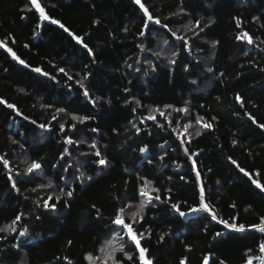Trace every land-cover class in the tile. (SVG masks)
<instances>
[{"label": "trees", "instance_id": "trees-1", "mask_svg": "<svg viewBox=\"0 0 264 264\" xmlns=\"http://www.w3.org/2000/svg\"><path fill=\"white\" fill-rule=\"evenodd\" d=\"M38 2L50 19L30 0H0V98L15 106L0 103V157L8 160L0 161V264H112L108 253L142 264L112 223L121 208L131 222L141 203L133 227L153 264H256L264 243L251 227L264 218V191L252 182L264 185V0H141L160 25L135 0ZM244 32L253 44L238 38ZM32 162L42 168L28 174ZM68 191L51 201L55 210L42 206Z\"/></svg>", "mask_w": 264, "mask_h": 264}, {"label": "snow or ice", "instance_id": "snow-or-ice-1", "mask_svg": "<svg viewBox=\"0 0 264 264\" xmlns=\"http://www.w3.org/2000/svg\"><path fill=\"white\" fill-rule=\"evenodd\" d=\"M30 3L33 4V5L35 6V9L38 11L39 16H40V18H41L42 20H48V19H50V17L46 14L44 7L41 6V3H39L38 0H30ZM135 3H137V4L140 6V8L143 10V12L145 13V15H146L148 21H150V22H154V23L157 24V25H160V24H161L160 19H158V18H154L152 15H150V14L148 13V9L145 7V5H144L143 3H141V0H135ZM27 10H28V11H31L32 9L29 8V9H27ZM51 22H52L53 24H59V26H60L61 28H64L65 31H68V29L65 28V26H64L63 24H61L59 21L53 19V20H51ZM97 23H99V22L97 21ZM38 27H39V25H38ZM163 27H167V25H163ZM185 27H186V29H187L188 31H194L191 22H189ZM195 27H196V28H199V27H200L199 21L196 22ZM144 29H148V24H145V25H144ZM125 31H127V28H125ZM143 34H144V32L142 31V32H141V35H143ZM195 34H198V33H195ZM173 35H176V33H173ZM238 38L241 39V40L246 41L248 44H253V43H254L253 38H252L247 32H244V33H243L240 37H238ZM76 39H77L78 41L80 40L79 37H76ZM178 39H180V40H184V37L181 36V37H178ZM165 43H167V41H165ZM185 43H186V42H185ZM85 47H87V45H85ZM142 50H143V49H142ZM7 51H8L9 53H11L12 57H13L14 59H16L20 64H25V61L22 60V59H20V58L16 55V53L12 51L11 48H8ZM156 55H160V53H156ZM177 55H178V53H177ZM171 62H172V63H175V60L173 59ZM25 66H27V65H25ZM33 71L39 73V72H42V69H40V68H35V69H33ZM209 71H211V69H209ZM60 72L64 73L65 75H68V74L65 72V70H64L63 68L60 69ZM44 74L47 75V73H44ZM68 79H72V77H71V76H68ZM81 87H83V83H82V82H81ZM21 91H23V90L21 89ZM83 95H84L85 97H88V96H89V92L87 91V89L84 90ZM236 98H237V100L240 101V106H241V107H244L243 100H242L239 96H237ZM0 103L6 104V106H7L9 109H12V108L15 107L14 105L7 103V101H4L2 98H0ZM135 103H136V104H139L140 102H139V101H136ZM61 111H63V110L61 109ZM133 111H135V109H133ZM154 111L159 112V115H160V116H164V115H165V113H164L163 111H160L159 109H155ZM176 112H184V113H187V112H188V109H187V108H178V109H176ZM148 118L151 119V120H155V119H156L155 116H149ZM72 119H73V120H76V121H78V122H84L85 117H77V116H73ZM200 119H202V118H200ZM213 119H215V118H213ZM197 122H199V119H198ZM253 122L255 123V121H253ZM160 126L163 127V125H160ZM189 126H190V125H189ZM40 127L43 128V127H45V125H40ZM72 127H73V129H74V128H75V125H72ZM204 127H205V128H211L212 125H211V124H208V123H205V124H204ZM260 127H261V128H264V125H260ZM60 129H61V131H64V129H65L64 124H60ZM92 131H97V129H92ZM137 131H139V129H137ZM13 142L15 143L16 141H13ZM67 143L72 144V143H74V141H73L71 138H69V139L67 140ZM233 143H235V141H233ZM91 147H92V148H95L96 145H95V144H92ZM141 151H147V148L145 147V148L141 149ZM95 155H96L97 157H99L101 154H100L99 151H97V152L95 153ZM0 161H3L4 166H5V167H8V160H7V159H5V158H3V157H0ZM26 163H27V162H26ZM97 163H98L99 165H101V166H104V165H107L108 161H107L106 159L101 158V159H99V160L97 161ZM233 163H235V161H233ZM41 168H42V164H41V163H39V162H32V163L26 168V173L31 174L32 172H34V171H36V170H40ZM240 171H241V172H244L245 175H249L247 172H245V170H244L243 168H241ZM196 175H197V177L199 178L200 173L197 172ZM256 175L258 176L259 173L257 172ZM81 176H83V173H81ZM181 178H183V177H181ZM9 179H11V177H9ZM252 182L256 185L257 188H260L262 191H264V185H262L259 181H257V180H253ZM146 183H147V182H145V184H146ZM12 187H13V188L16 187V184H15L14 181H13V183H12ZM49 187H51V185H49ZM153 191L158 193V192H159V189H153ZM64 195H66L67 197H72L73 193H72V191H68V192H66V193L61 192L59 195H55V196H53V195H49V196L47 197V199H45V200L43 201L42 206H43L44 208H46V209H47V208H51V209L55 210L56 203H59V201H60V199H61V196H64ZM139 195H140L141 197H149V193L146 192L143 188L140 190ZM53 199H55L56 203H51V201H53ZM151 199L160 200V196H159V195H156L155 197L150 198V199H149V202H151ZM36 203H37V205H40L41 202H40V200H37ZM200 203L202 204V206H203V208H204L205 210H209V205H208L207 203H205V189H204V187H203V184H201V186H200ZM145 207H146V204H144V203H141V204H140L139 211H136V212H134V213L131 215V217H130V221H131V222H126V221H125V218H124V215H123L124 212H125V209H124V208H121L119 214H117V215L112 219V223L115 224V225H117V226H119V228H120V231H118V232L116 233L117 238L123 240V239H124V235H121V233L123 232V233L127 236V238H128L133 244H134L135 249H138V250H139V259H140V261L142 262V264H153L152 260H151V259H148V258L146 257L145 254H146V252H147V249L141 247L140 239L138 238L137 232H136V230H135L134 227H133L134 223H136V221H137V217H141V213L143 212V209H144ZM173 207L176 208L177 211H179V207H178L177 205H173ZM233 207H235V205H233ZM198 210H199V209H195V208L193 209V211H198ZM180 215H185V213L181 212ZM20 219H21V217H20V216H17V217L15 218V220L13 221V223L15 224L16 221H19ZM141 219H142V217H141ZM212 219H213V220L216 219L215 214H212ZM220 222L224 224V227H225V228H229V229L237 230V231H239V232H244V231H245V226L242 225V224L239 225V227H238L237 224H234V223H233V224H230V223H228L227 221H220ZM262 222H264V218H262ZM251 227H253V228H258V230H259L260 233H264V226L252 225ZM12 230L14 231V229H12ZM0 231H5V229H0ZM26 231H27V229H25L24 231H21V232L19 233V235H20V236H24L25 233H26ZM141 235H142V233H141ZM221 235H222V233H220V232H217V233H216V236H217V237H219V236H221ZM109 247H111V245H110ZM102 251H104V250L102 249ZM120 251H123V247L120 249ZM260 252H261V253H264V243H261V244H260ZM108 258L112 260V264H121V261L117 260V259L112 255V253H108ZM92 259H93V257H91V256L88 257V260H89V261H91ZM97 259H99V257H98ZM127 259H128V260H132L133 257L129 255V256L127 257ZM256 259H257V260H260V264H264V257H260V256H258V257H256ZM104 264H107V260H105ZM204 264H208V260H207V259L204 261ZM221 264H223V262H221ZM247 264H253V261H252L251 258L248 259Z\"/></svg>", "mask_w": 264, "mask_h": 264}, {"label": "built area", "instance_id": "built-area-1", "mask_svg": "<svg viewBox=\"0 0 264 264\" xmlns=\"http://www.w3.org/2000/svg\"><path fill=\"white\" fill-rule=\"evenodd\" d=\"M258 226H264V222H262V219L260 220V222L257 224ZM239 227V226H238ZM257 230H258V228H256ZM259 231V230H258ZM262 234H264V233H262ZM261 257H264V253H263V255L261 256ZM256 264H260V260H258L257 262H256Z\"/></svg>", "mask_w": 264, "mask_h": 264}]
</instances>
